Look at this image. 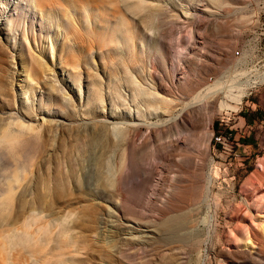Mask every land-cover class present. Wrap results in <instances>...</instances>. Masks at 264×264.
Masks as SVG:
<instances>
[{
  "label": "rangeland",
  "instance_id": "374dc122",
  "mask_svg": "<svg viewBox=\"0 0 264 264\" xmlns=\"http://www.w3.org/2000/svg\"><path fill=\"white\" fill-rule=\"evenodd\" d=\"M36 1L0 0V264H258L233 238L249 224L241 213L264 208V0ZM98 19L103 28L89 24ZM77 46L114 59L91 49L88 69L68 57ZM219 80L242 87L231 107L213 99L219 85L204 89ZM134 87L163 94L151 114ZM185 103L187 119L172 118ZM131 120L151 125L135 142L150 154L116 205L86 192H114L118 127ZM99 131L112 143L105 154ZM178 217L185 225L165 244L163 225Z\"/></svg>",
  "mask_w": 264,
  "mask_h": 264
},
{
  "label": "bare ground",
  "instance_id": "6f19581e",
  "mask_svg": "<svg viewBox=\"0 0 264 264\" xmlns=\"http://www.w3.org/2000/svg\"><path fill=\"white\" fill-rule=\"evenodd\" d=\"M84 3H86V2H84ZM40 5H42V4H40ZM50 7H53V6H50ZM89 24H93L95 27H98V28H103L105 22L102 19H98V21H96V20H94V21L90 20ZM93 25H92V27H93ZM74 30H75V28H74ZM92 31H94V30H92ZM77 33H79V32H77ZM80 35H81V33H80ZM82 40H83V38H82ZM82 44H83V42H82ZM91 49H95L96 51H98V54L97 55H99V57L101 58V60H104L106 58L107 59L109 58L112 61L114 59L113 53L108 48L106 49L104 46H77L76 49H73V47H72L71 52H70V54H69L68 57H69V59H72L73 58L74 61H75V63L78 64V65L84 63V65H86L87 68L90 69L89 65L87 63H85V62H82V61H84L86 58L89 57V54L88 53H89V51ZM104 65H106V64H104ZM150 76L152 77L153 80H156L157 81L158 87H161L162 86V84L164 82V77L162 76V74H160L157 71L155 72V70H153V72L150 74ZM216 81H215V83H213V85H207L206 87H204V89L206 88L205 91L208 92L210 89L212 90V88H215L216 85L218 86L219 83H220V80H219V82H216ZM234 81H233V83H234ZM220 85H219V88L217 87L218 90H216L215 92L213 91L214 93H216V95L213 97V99H218L219 100L218 101V108L219 109H221V108H223L225 106H228V107L230 106V104L226 100L227 98L228 99L229 98H234L235 100H240V97L242 96L241 94H244V92L241 91L242 87L240 86L241 89L238 90L240 87L238 88L239 85L238 84L236 85V83L235 84H231V83L230 84H225L223 86H220ZM249 85L250 86L251 85H254V82H249L248 83V86ZM236 88H238V89H236ZM133 89H134V94H133L134 99L139 98L140 100L142 99V100H144L146 102L145 103V106H144L145 108L144 107L141 108V109H144V112H147V111L150 110L152 102H154V100H156L157 97L163 96V94H161V93L160 94L155 93L151 97L145 91L136 90L135 87ZM235 90L241 91L243 93L238 92V91H235ZM244 90H245V88H244ZM209 93H207L206 96ZM198 95H201V90L199 91V93H197V95L193 96L192 99H194V100L196 99L197 100L198 99L197 98ZM201 96H202V98H205L204 95H201ZM212 102H213V100L211 101V103ZM205 103H206V101H205ZM172 105H173V103H172ZM175 105H176V103H175ZM187 106H189V105H187V103L182 104L181 107H180V109L176 113H174L172 115V118H178V119L179 118L180 119L181 118H184L185 119L187 117V115H188ZM205 106H207V105H205ZM164 111H166V110H164ZM189 111H190V109H189ZM150 112L151 111H149V114H151ZM139 114H141V112H139ZM118 115H120L121 117H124L126 115V111L123 110V109H121L119 111ZM206 120L207 121L210 120V115L207 116V119ZM162 122L165 123L166 121L164 120ZM120 123H121V125L118 127V131L121 133V135H120V139H118V142L116 143V146H117V150H116V152H117V163L116 164L117 165H116V167L117 168H116V172H115V174L113 176L114 192L111 191L109 193V191L107 192L106 190H104V191L103 190H97V191H95L96 189H94V191L91 190L92 192L91 191L86 192V193H88L91 196L102 197V198H104V200L109 201V202H111L113 204H116V205L118 203H117V201H115V199H114L115 197H116L117 200L119 199L121 202H123V203L125 202V200H126V194L124 193V191L126 189V184H127V180L129 178V175H131L132 171H134L136 168H138L142 164V161L146 159L145 158L146 155L147 154H150L149 151H147L148 142H145L144 144H142V146H139V147H138V145H135V142H136V138L138 136V129H139L140 125L141 124H146L147 126H151V125L149 123H145V122L144 123H139V122H134L132 120L129 123H125V121L120 122ZM156 124H158V123H156ZM192 124L189 123V125H191V126H192ZM193 127L194 126H192L191 128H193ZM104 134L101 131H99L98 133L95 134V136H98V137H100L103 140L102 143L100 144V147H99L100 148L99 153H101V154L102 153L105 154L108 151V149L112 146V143L110 142L109 136L108 135L105 136ZM164 134H165V131L164 130H159V131L156 132L155 136L157 138L158 136H162ZM92 135H94V134H92ZM166 135H167V133H166ZM176 139L177 138H174L173 140H176ZM170 143H174V142H171L170 141ZM170 145H172V144H169V146ZM158 147L159 148L157 150H159L161 152L164 150V152H165V149H163L160 146H158ZM83 149H84V146H82V145H80V146L79 145H75L74 146V150L78 151V153H79L80 156L82 155V150ZM157 150H156L155 153L153 152V154L154 155L156 154L157 156H159V154H160V157H158V158H161V156H163V155L165 157L167 155V153H168V152L167 153L165 152L166 153L165 154V153L162 152L163 155H161V152H158ZM69 151H66L65 156H64L66 162L68 164H70L69 165V169H68V173H67L66 177L67 178H70L73 181V183H74V181L77 178V174H76V170L74 168V165L77 164V163L75 162V160L72 161L73 158L70 159L71 154H70ZM76 161H78V159ZM96 164L102 165V162L99 159H97L96 160ZM96 170L98 171V172H96V176H97L98 179L101 180V174L99 173L100 168H96ZM209 171H210V169H209ZM212 177H213V174H212ZM63 178H64V176L60 173L59 176L57 177L58 182L59 181H62ZM210 179H211V176H210ZM101 181H102L101 182L102 184L105 183V182H103V180H101ZM207 183H209V175L207 176ZM210 183H211V181H210ZM207 188H209V187H207ZM208 191H209V189H208ZM112 193H113V195H112ZM42 198H44V193L43 192L39 196L40 205L42 203L45 206V208L48 207L49 204L46 205V202L44 200H42ZM88 200H90V199H88ZM121 202H120V205H121ZM88 208H101V206H100L99 203H97V201L94 202V200H93V201H89ZM257 209H259V208H257ZM260 212L262 213V215H260V216H258L257 214H255L252 210H250V212L244 211L243 213H241L240 214L241 215L240 216L241 217V222L249 221V224L248 225L239 224L238 230H237L238 232H237V234L234 235V238H233V240L236 243H239L241 240H243V248H242V250L240 252H238V256L241 257L243 260H250L251 262L258 263V264H259V261L264 257V244H263L264 243V208H262ZM90 216H91V218L94 217L93 214H91ZM183 225H185V221H184V219H179V217L176 219V222L175 223H172L170 221L164 223L163 226L165 227V232L163 233V236L160 237V239L163 242H165V244H169L171 241H174L177 228H179V227H181Z\"/></svg>",
  "mask_w": 264,
  "mask_h": 264
},
{
  "label": "built area",
  "instance_id": "2783aa9c",
  "mask_svg": "<svg viewBox=\"0 0 264 264\" xmlns=\"http://www.w3.org/2000/svg\"><path fill=\"white\" fill-rule=\"evenodd\" d=\"M213 136H214L215 143H222V144L226 143V137L222 132L215 131V133H213Z\"/></svg>",
  "mask_w": 264,
  "mask_h": 264
}]
</instances>
